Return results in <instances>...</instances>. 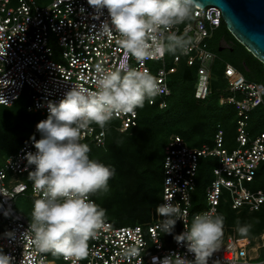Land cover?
<instances>
[{"label": "built area", "instance_id": "built-area-1", "mask_svg": "<svg viewBox=\"0 0 264 264\" xmlns=\"http://www.w3.org/2000/svg\"><path fill=\"white\" fill-rule=\"evenodd\" d=\"M102 23L110 25L107 10L96 11L87 0H0V108L12 107L26 97V111L40 115L38 124L47 118V105L58 104L72 86L95 91L97 65L108 70L120 69L122 74L125 64L139 71L147 70L162 89L154 99H147L148 105L153 106L159 99V108L164 109L163 99L170 95L169 80L184 62L196 69L194 98L203 101L210 96L212 67L217 57L209 46L222 24L218 8L196 7L189 20L159 30L164 36L171 31L190 39L186 52L171 56L157 52L143 61H137L120 46L118 33L111 37L100 35ZM149 43H153L151 38ZM223 78L227 87L219 105L231 106L236 112L234 148H226L221 126H217L211 146L189 148L175 136L165 147L161 204L178 205L185 214L182 221H177L173 234L163 235L159 231L158 223L163 217L146 227H113L104 220L97 236L87 242V256L82 259L39 252L25 234L31 219L14 209L19 197L27 196L32 209L33 202L42 196L27 178L34 166H28L25 160L26 153H35L34 142L41 138L36 124L34 140L25 143L0 166V217L6 223L0 235V249L12 258V264H160L164 257L176 253L191 261L193 254L183 244L177 245L173 235L190 226L194 215H218L222 200L235 211H260L264 207V190H251L250 185L264 164V132L250 134L248 123L250 114L264 105V85L247 81L230 64H224ZM113 120L118 123L116 130L123 133L137 127L138 111L117 113ZM106 131L92 124L82 130L81 142L102 148ZM208 158L217 163L212 170L213 179L204 190V209L193 213L199 162ZM89 199L92 200L90 196ZM5 233L13 235L6 238ZM131 248L138 249V254L126 255ZM208 264H264V232L253 240L221 238L219 249Z\"/></svg>", "mask_w": 264, "mask_h": 264}, {"label": "clouds", "instance_id": "clouds-1", "mask_svg": "<svg viewBox=\"0 0 264 264\" xmlns=\"http://www.w3.org/2000/svg\"><path fill=\"white\" fill-rule=\"evenodd\" d=\"M87 4L96 11L107 10L111 26L102 23L100 35L111 37L118 33L120 46L137 61L150 59L157 52L160 56L183 54L191 43L175 32L164 36L159 30L189 20L198 0H87ZM95 71V91L72 86L58 104L47 105V118L36 125L41 137L34 142L36 151L25 154L26 164L34 166L27 178L42 193L33 202L25 234L39 252L53 256L85 258L87 242L104 225L106 210L89 195L109 193L115 168L89 157V146L81 142L82 130L92 124L103 129L115 114L133 113L144 107L146 99H154L162 91L157 78L147 70L125 64L123 74L120 69L108 70L100 65ZM156 213L163 217L158 223L163 235H172L177 221L185 215L170 202L158 205ZM223 227V215H194L190 226L173 235L176 244H183L194 259L169 254L160 264H208L219 249ZM251 227L237 221L236 231L247 237ZM12 235L4 234L6 238ZM125 254L137 255L138 249H127ZM0 264H12V258L2 249Z\"/></svg>", "mask_w": 264, "mask_h": 264}, {"label": "trees", "instance_id": "trees-1", "mask_svg": "<svg viewBox=\"0 0 264 264\" xmlns=\"http://www.w3.org/2000/svg\"><path fill=\"white\" fill-rule=\"evenodd\" d=\"M217 35L222 36L224 41L230 45V48L227 51H219L221 49L218 46L219 43L217 44L212 42L213 39L210 43L209 50L216 55L217 59L212 67L211 94L206 100L199 101L194 98L196 69L187 67L183 62L179 66L177 72L173 76H171L169 80L170 95L163 99L166 104V107L164 109L159 108V99H156V103L153 106H149L146 99L144 106L148 108L147 111L143 112L141 111V108H137V127L121 133L116 130L118 123L114 120L110 121L105 127L107 131L104 147H95L107 153L109 160L111 161L110 165L115 168V172L124 174L127 171L128 173H131V175H134L133 177L140 179L141 177L139 176V172L137 171L141 168V163L144 162L143 155L146 149L144 147L141 149L142 151H144L143 155L141 153L131 154L125 152L121 148V146H119L117 140L120 136H133V132L137 129H140L142 126H151L152 131L154 132V139H157V142L160 143L162 153V160L159 166H153V161H151L150 159L149 161H147V163L150 164L149 180L152 186H154L155 181L158 179V173H160L159 205L161 204L163 180L162 165L164 151L165 147L173 137H180L189 148H200L204 145L211 146L213 144V138L217 126H221V128L224 130L225 135L227 134L224 124L222 123L220 116H218L219 112L222 111L225 107L231 108L233 110L236 116L234 120V130L236 129L237 115L233 107L219 105V98L222 92L227 87V83L223 78L224 64H230L234 66L245 77L247 81L264 85V66L259 61H257L250 53H248L245 48L241 46L230 35L223 22ZM213 38L215 39V37ZM178 53L179 52H177L176 54ZM222 55L225 57V60H223ZM169 56H171V54ZM218 65H220L221 69H218ZM26 101H28L26 97H22L12 107L1 108H5L11 111L18 103H23ZM196 101H198L199 103H196L197 106H194V104L192 103ZM174 103L176 104V107L172 106ZM175 114L176 117H174ZM35 115H37L38 118L31 128L30 138L28 140H25V138H23V143L19 146V148L14 149L13 151L5 153V155L1 156L0 158L2 159V164L7 157L16 153L25 143L32 140L33 137L35 138L33 129L40 119V115ZM248 131L250 134L264 132V105L257 108L250 114ZM195 136L197 137L195 138ZM89 148H91V146ZM233 148L234 146L232 148L230 146V148L228 149L231 150ZM216 164V161L210 158L202 159L199 162V168L196 177V190L192 196L193 213L199 212L205 207L204 190L213 179L212 170L216 167ZM256 183H259V186L254 187L253 185ZM250 189L264 190V164L259 167L254 182L250 185ZM89 196L95 202L93 194H90ZM143 203V200H139L138 202H134L133 204H131L130 208L133 210L138 209V207L141 208L140 206H142ZM155 204L156 199H152V201H150V205L154 207ZM218 214L224 216V225H226V228H230V225L237 226V221H239L240 225L251 224L253 227V229L251 230H253V232L250 230L248 236L243 238H250L252 240L254 237L252 238L251 235H255L256 238L264 232V207L260 211L254 213L249 212L248 209L235 211L231 209L227 201L222 200L218 207ZM105 220L108 221L113 227H126L117 226L115 222H112L108 218H105ZM151 223L153 222L147 223V221H145L142 223L144 226L141 227H146ZM136 225L138 224H132L130 226ZM5 227L6 223L4 221L0 225V235L5 230Z\"/></svg>", "mask_w": 264, "mask_h": 264}, {"label": "rangeland", "instance_id": "rangeland-1", "mask_svg": "<svg viewBox=\"0 0 264 264\" xmlns=\"http://www.w3.org/2000/svg\"><path fill=\"white\" fill-rule=\"evenodd\" d=\"M14 2V0H11ZM38 1V0H36ZM213 38L214 43H219L221 40L224 41L223 37L220 35H215ZM215 45V44H214ZM223 51H227L230 48L228 43L222 42L220 45ZM225 54V53H224ZM223 54V55H224ZM222 55L223 60L225 57ZM222 64V62H221ZM218 69H221L218 65ZM198 101L192 103L194 106H197ZM29 104L28 101L18 103L13 110L9 111L5 108H0V157L9 153L14 149L19 148L23 143L22 140H28L31 134V128L34 122L37 120L38 116L35 114L28 113L26 111V106ZM174 103L172 106H175ZM148 108L145 106L141 108V111L146 112ZM220 119L224 124L225 131V143L226 148H231L234 140V120L236 118L233 110L231 108L225 107L222 111L219 112ZM176 117V114L175 116ZM197 136H195L196 138ZM154 132L152 131L151 126L145 125L140 129H137L133 132V136L118 137V144L121 148L131 154H142L141 149L144 147L146 149L144 153V162L141 163V168L137 171L139 172L140 179L133 177L131 173L120 174L115 172L113 178L109 181L110 191L106 195H100L99 193L93 194L95 198V203L100 207L106 210L105 218L115 222L117 226H130L132 224H138L144 226L142 223L147 221L156 222L159 220V217L156 213V208L159 205L160 197V173H158V179L155 181L154 186L150 184L149 176V166L147 163L149 159L152 162L153 166L160 165L162 160V153L160 148V143L157 142V139H154ZM141 150V152H140ZM89 157L95 159L98 162L110 165L111 161L106 152L101 149L91 146ZM2 159L0 158V166L2 164ZM143 160V159H142ZM254 187L259 186V183L253 185ZM153 197V198H152ZM156 199V204L154 207L150 205L152 199ZM143 200L141 208L131 209L130 205L134 202ZM146 201V202H145ZM14 209L16 212L22 213L24 217L31 219V201L25 197H19L15 202ZM4 222L0 218V225ZM230 228H226V225L223 227L222 240L225 241L229 238L240 237L236 231L237 226L230 225ZM253 229V227H251ZM253 232V230H251ZM253 239L255 235H251ZM250 239V238H249ZM252 239V240H253ZM251 240V239H250Z\"/></svg>", "mask_w": 264, "mask_h": 264}, {"label": "water", "instance_id": "water-1", "mask_svg": "<svg viewBox=\"0 0 264 264\" xmlns=\"http://www.w3.org/2000/svg\"><path fill=\"white\" fill-rule=\"evenodd\" d=\"M209 6L220 10L230 35L264 66V0H198V7Z\"/></svg>", "mask_w": 264, "mask_h": 264}, {"label": "flooded vegetation", "instance_id": "flooded-vegetation-1", "mask_svg": "<svg viewBox=\"0 0 264 264\" xmlns=\"http://www.w3.org/2000/svg\"><path fill=\"white\" fill-rule=\"evenodd\" d=\"M224 43H227V42L224 41Z\"/></svg>", "mask_w": 264, "mask_h": 264}]
</instances>
